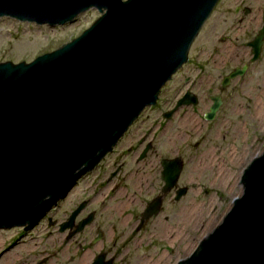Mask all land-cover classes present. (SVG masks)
<instances>
[{
    "label": "water",
    "instance_id": "obj_1",
    "mask_svg": "<svg viewBox=\"0 0 264 264\" xmlns=\"http://www.w3.org/2000/svg\"><path fill=\"white\" fill-rule=\"evenodd\" d=\"M216 2L0 0V17L37 25L70 23L89 8L99 13L79 35L28 62H0V228L31 229L112 149L186 61ZM263 39L264 14L249 43L250 61ZM190 103L194 96L175 107ZM218 106L214 99L204 118L212 119ZM165 161L175 163L164 169L169 189L180 159ZM238 183L240 193L220 220L175 264H264V148ZM158 206L159 199L148 203L142 219Z\"/></svg>",
    "mask_w": 264,
    "mask_h": 264
},
{
    "label": "rangeland",
    "instance_id": "obj_2",
    "mask_svg": "<svg viewBox=\"0 0 264 264\" xmlns=\"http://www.w3.org/2000/svg\"><path fill=\"white\" fill-rule=\"evenodd\" d=\"M234 4L245 5L251 10L246 20L239 24L236 21L238 15L234 16L232 13ZM260 11L264 12V0H217L191 41L186 61L175 70L179 69L175 78L161 86L156 98L158 109L149 110V106H146L139 113V119L146 118L142 126L154 120L159 115V109L170 105L178 88L181 87L179 92L184 90L187 83L182 81L183 78L197 77V67L202 68L201 75L205 76L204 79L214 76L211 57L212 49L218 46L217 36L226 28L232 27L230 44L242 46L260 26V20L252 21L253 18H258ZM98 15L96 9L89 8L78 14L72 22L55 26L0 17V62H28L79 35ZM248 17L251 19V31L247 30ZM240 50L245 52L241 59V62H245L249 54L243 48ZM235 61L233 57L230 64ZM208 80L195 84L194 90L199 100L193 109L194 113H191V105H185L184 108L188 112L186 114L192 116L193 126L179 128L177 139L172 137L174 132L165 130L163 139H167L158 142V150L159 147L165 148H161L162 154L174 156L178 153L183 162L180 182L185 185V192L180 201L173 205V208L179 206L176 218L170 217L163 221L162 215L169 212L164 208L145 228L129 236H134L133 243L122 250V258L115 264H175L177 260L186 257L198 240L220 220L228 209L230 200L239 195L238 181L242 168L264 148V45L260 56L245 74L232 79L230 86L225 89V94L228 95L227 109L220 107L212 119L205 120L201 118V114L205 112L207 103L204 92L207 87L205 82H210V78ZM178 114L180 116L182 112ZM136 119L137 117L134 120ZM136 123L130 127V132L134 130ZM155 155L156 151L148 153L153 162ZM147 170L150 171L149 168ZM44 229V224L32 229L21 238L18 245L0 256V264L64 262L67 253L72 255V246H68V252L62 251L63 255L54 252L57 247L60 249V239L54 242L55 236L51 229ZM18 231L13 228L0 229L1 252L2 245ZM126 231L127 228L124 227V233ZM159 258L165 260L155 263Z\"/></svg>",
    "mask_w": 264,
    "mask_h": 264
},
{
    "label": "flooded vegetation",
    "instance_id": "obj_3",
    "mask_svg": "<svg viewBox=\"0 0 264 264\" xmlns=\"http://www.w3.org/2000/svg\"><path fill=\"white\" fill-rule=\"evenodd\" d=\"M250 11V8L245 5L234 4L232 6L233 15H238L236 18L238 24L246 20L245 18L250 15ZM263 14L264 12L260 11L258 20L253 18L252 21L256 20L258 22L260 20L261 25ZM249 22H251L250 18L247 22V30L251 31ZM259 27L255 29L254 35ZM231 28H226L217 36L218 46L212 49L211 62L215 71L214 76H208L207 80L204 79L205 76L201 75L202 68L197 67V77L194 79L183 78L182 81L187 83V86L181 92H179L181 87L177 89L178 92H174V98L170 105L159 109V115L155 116L154 120L152 119L142 126L146 118L139 119V114L137 119L118 138L112 149L90 171L80 176L68 192L57 200L31 229L24 230L21 226L11 227L19 231L15 235L13 234L7 240V243L3 242L4 244L1 248L3 251H0V256L18 245L21 242V238L28 235L32 229L44 224V230L51 229V233L54 234V242H56V239H60L58 243L60 249H57V247L54 252H59L60 254L62 251L68 252V246H72V255L67 253L64 262H58V264H93L95 261L97 264H115L122 258V250L128 244L133 243L134 236L132 238H129V236L135 235V232L137 233L145 228L146 224L155 219L164 208H167L169 212L162 215L163 221L170 217L176 218L179 206L177 205V208H173V205L180 201L184 193L180 194L178 198H175V196L183 188L185 189V185L180 182L183 162L178 153L174 154V156L162 154L160 150L164 147H159L160 150H158V142L161 143L160 140L163 139L165 130L174 132L172 137L177 139L179 137L177 131L179 128L186 129L188 125H192L193 118L186 114L188 112L184 108L185 105H191V113H194L193 109L199 100L194 90L195 84L199 85L200 82L209 81L208 78H210V82H205L207 87L204 95L207 103L201 118H204V114L208 111L214 99L219 101L216 112L220 107L227 109L228 95L225 94V89L230 86L232 79L243 76L253 63V61H250L252 54L249 43L254 35L250 40H245L242 46H235L230 44L232 37L230 33L233 29ZM263 45L264 39L260 45L258 57L261 54ZM242 48L247 50L249 54L245 62H241L245 53L240 50ZM233 57L236 61L234 64H230ZM242 66H245V69L241 74L230 77L225 81V78L235 68L240 69ZM177 71L171 74L170 78L163 84L164 86L175 78ZM192 96L196 100L195 104H181L175 107L178 100L191 101ZM157 102L158 100L156 99V102L149 106L148 109H158L156 107ZM180 112L182 114L178 116ZM135 123L134 130L130 132V127ZM165 139L167 137L163 140ZM150 151H156L154 162L148 157ZM176 157L180 159V170L173 185L167 189L164 186V169L175 165V163L165 160ZM148 168L150 171L147 170ZM168 179L170 180L171 178L168 176ZM155 199H159L157 213L142 219L144 209L148 203ZM124 227L127 228L125 233ZM28 264H41V261Z\"/></svg>",
    "mask_w": 264,
    "mask_h": 264
},
{
    "label": "bare ground",
    "instance_id": "obj_4",
    "mask_svg": "<svg viewBox=\"0 0 264 264\" xmlns=\"http://www.w3.org/2000/svg\"><path fill=\"white\" fill-rule=\"evenodd\" d=\"M162 258H159L155 263H161L163 260H165V259H162Z\"/></svg>",
    "mask_w": 264,
    "mask_h": 264
}]
</instances>
